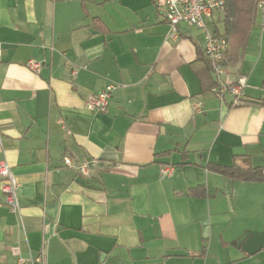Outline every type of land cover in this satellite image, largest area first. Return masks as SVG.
I'll return each mask as SVG.
<instances>
[{
	"label": "crops",
	"instance_id": "crops-1",
	"mask_svg": "<svg viewBox=\"0 0 264 264\" xmlns=\"http://www.w3.org/2000/svg\"><path fill=\"white\" fill-rule=\"evenodd\" d=\"M259 15L242 60L222 63L244 87L219 97L199 79L203 31L173 32L153 0H0V160L21 206L0 192V264L14 246L43 264H264V181L206 167L264 168Z\"/></svg>",
	"mask_w": 264,
	"mask_h": 264
},
{
	"label": "built area",
	"instance_id": "built-area-1",
	"mask_svg": "<svg viewBox=\"0 0 264 264\" xmlns=\"http://www.w3.org/2000/svg\"><path fill=\"white\" fill-rule=\"evenodd\" d=\"M227 0H153L155 6L163 13L173 32H177L179 24L187 26H194L204 33V44L202 52L207 58L212 74L216 78V86L213 88L216 95L221 97L225 92L238 96L245 84V77L240 75L232 84H226L221 81L220 75L223 71L222 61L225 58V52L228 47V40L226 36L218 31L212 18L215 14L223 12ZM256 7L263 9L264 0H257ZM213 25V28L210 27ZM212 28V29H211ZM2 55V48L0 45V57ZM42 63L33 59L26 62V66L38 71ZM86 68V66H83ZM77 69L72 70V75H75ZM114 84H107L101 91L91 96L86 103L87 108L92 112H104L109 105V99ZM65 163L71 165V159L65 157ZM76 168V167H75ZM77 170L85 173L86 168L80 165ZM174 171L173 165H162L160 172L163 176H171ZM0 192L3 196V201L8 209L20 215L21 206L17 196L18 182L16 176L12 172L11 165L5 161L0 160ZM14 255V261L10 264H43L44 255L39 252L35 255L22 256L19 246H14L11 249Z\"/></svg>",
	"mask_w": 264,
	"mask_h": 264
},
{
	"label": "trees",
	"instance_id": "trees-1",
	"mask_svg": "<svg viewBox=\"0 0 264 264\" xmlns=\"http://www.w3.org/2000/svg\"><path fill=\"white\" fill-rule=\"evenodd\" d=\"M257 0H227L222 12L223 34L228 40V47L222 63H235L242 60L245 49L248 45L250 31L255 24ZM93 24L97 29L104 30L102 23L98 19H93ZM203 67L199 74V79L207 87L203 90H210L215 87L216 81L210 70L209 62L203 52L201 53ZM207 169L218 172L233 180L241 181H264V168L258 166H241L233 164L222 166L218 164H207ZM192 195L201 197L205 195L203 186H196L190 189Z\"/></svg>",
	"mask_w": 264,
	"mask_h": 264
},
{
	"label": "rangeland",
	"instance_id": "rangeland-1",
	"mask_svg": "<svg viewBox=\"0 0 264 264\" xmlns=\"http://www.w3.org/2000/svg\"><path fill=\"white\" fill-rule=\"evenodd\" d=\"M259 10H261V9H259ZM259 10L256 12V18H257V19L260 18ZM220 14H221L220 16H221V18H222V12H221ZM256 18H255V19H256ZM210 27L213 28V25L211 26V24H210ZM212 28H211V29H212ZM217 28H218V31H219V32L223 33V29H224V27H223V22H222V20L219 21V24H218ZM199 30H200V29H199ZM201 31H202V30H201Z\"/></svg>",
	"mask_w": 264,
	"mask_h": 264
}]
</instances>
